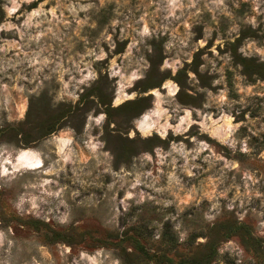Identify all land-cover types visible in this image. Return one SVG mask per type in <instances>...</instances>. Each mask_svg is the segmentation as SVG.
I'll return each mask as SVG.
<instances>
[{
    "label": "rangeland",
    "instance_id": "1",
    "mask_svg": "<svg viewBox=\"0 0 264 264\" xmlns=\"http://www.w3.org/2000/svg\"><path fill=\"white\" fill-rule=\"evenodd\" d=\"M0 9V264H176L210 240V264H258L224 226L264 239V0ZM142 96L134 118L102 103ZM84 102L80 131L64 115L25 143Z\"/></svg>",
    "mask_w": 264,
    "mask_h": 264
},
{
    "label": "trees",
    "instance_id": "2",
    "mask_svg": "<svg viewBox=\"0 0 264 264\" xmlns=\"http://www.w3.org/2000/svg\"><path fill=\"white\" fill-rule=\"evenodd\" d=\"M0 13H2L1 9H0ZM150 72H148L147 76L142 81H140V83L145 84V88L154 87L160 81V79L152 81L153 78H151ZM100 80H107V77L106 76L101 77ZM111 94H112V91H111ZM149 97L150 96H147V97L142 96L135 100L128 101L117 107L111 106V100H107L106 102L102 101V103L106 108V111H107L106 113L108 116H111L112 110H121V109L127 108L131 111L130 118H134L138 116L143 110L149 107V101H148ZM86 98H87L86 95H82L80 102L85 100ZM31 103L33 104V100L31 101L30 99V104ZM58 108L60 110L56 112L54 111L55 115L51 118L50 122H46L45 125H42V124L40 125V126H44L45 128L37 129V128L32 127L34 132L31 133L32 135L28 134L27 136L24 137L25 143H29V141L33 142L35 141L34 139H36L35 137L39 139L45 135H48L62 128L63 126L62 124L59 123L60 121L59 119L64 115L70 114L71 116H74L73 114H78V116L81 117V120H80L81 124L79 122V125L75 127V129L77 131H80L85 121V114L88 111L87 110L88 108L85 102L83 103L82 106L80 105L71 106L70 104H61ZM30 114H31V105H30V111L28 110V116ZM23 125L24 123H20L18 124V127L21 128L23 127ZM161 141L165 142V140H161ZM224 227L227 233L229 234L233 233L234 235L239 236L242 243L245 245L246 248H250V247L253 248L256 251V253H258L257 254V257L259 258L258 264H264V239L255 236L253 233L252 227L250 225L243 224V223H237L236 221H231ZM215 244L216 243L212 240L208 241L206 245L207 246L206 254H200V253L191 254L190 256L181 259L176 264H210L212 260L215 258V256L217 255ZM226 263L232 264V261L227 260Z\"/></svg>",
    "mask_w": 264,
    "mask_h": 264
},
{
    "label": "water",
    "instance_id": "3",
    "mask_svg": "<svg viewBox=\"0 0 264 264\" xmlns=\"http://www.w3.org/2000/svg\"><path fill=\"white\" fill-rule=\"evenodd\" d=\"M143 119V115H140L138 120H142ZM20 152L25 153L27 155H29L30 153H32L31 149H19Z\"/></svg>",
    "mask_w": 264,
    "mask_h": 264
},
{
    "label": "bare ground",
    "instance_id": "4",
    "mask_svg": "<svg viewBox=\"0 0 264 264\" xmlns=\"http://www.w3.org/2000/svg\"><path fill=\"white\" fill-rule=\"evenodd\" d=\"M38 164H40V162H39V163L37 162V163L35 164V166H38Z\"/></svg>",
    "mask_w": 264,
    "mask_h": 264
}]
</instances>
